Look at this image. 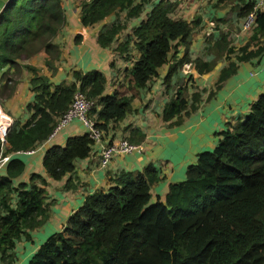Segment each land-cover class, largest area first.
<instances>
[{"label":"trees","instance_id":"trees-1","mask_svg":"<svg viewBox=\"0 0 264 264\" xmlns=\"http://www.w3.org/2000/svg\"><path fill=\"white\" fill-rule=\"evenodd\" d=\"M172 1L81 0L79 22L93 27L115 16L97 33L96 42L125 62H133L126 74L135 91L149 86L158 70L168 65L162 84L165 93L173 95L161 117L165 122L174 119L169 126H177L182 116L197 110L206 93L192 83L193 72L203 76L226 62L207 92L208 100L240 64L260 62L264 5L255 13L247 42L236 48L230 34L241 29L257 0H216L214 8L229 6L236 21L227 23V31H219L217 37L205 35L204 55L211 59L204 61L192 59L189 52L190 36L200 17L191 21L173 17L178 3ZM142 14L139 24L118 42L127 24ZM219 22L223 21L216 20L217 27ZM65 26L63 0H7L0 8V108L3 111L15 94L24 69L31 74L34 94L25 107L29 118L24 123L13 119L5 137L3 155L13 157L0 173V264L15 263L16 243L30 240L29 233L41 228L50 213L42 176L33 173L28 184H13L25 168L24 161L14 155L34 150L48 139L76 91L94 104L90 115L97 113L93 118L104 134L109 123L123 120L130 112L135 97L120 96L117 91L103 95L106 79L96 70H74L71 82L54 85L37 68L22 64L44 53V66L54 72L61 54L54 39ZM79 41L75 39L76 44ZM185 65L191 70L184 75L187 83L174 86L172 79L183 75ZM218 136L216 147L198 153L196 162L187 167L186 178L169 185L163 202H150V187L160 180L153 165L109 177L110 186L87 196L25 264H264V94ZM90 145L84 134L66 139L62 147L51 146L42 158L43 171L53 180L62 179L73 172L75 161L88 157Z\"/></svg>","mask_w":264,"mask_h":264},{"label":"crops","instance_id":"crops-1","mask_svg":"<svg viewBox=\"0 0 264 264\" xmlns=\"http://www.w3.org/2000/svg\"><path fill=\"white\" fill-rule=\"evenodd\" d=\"M7 0H0L1 5ZM81 0H63V8L66 17V26L54 39L60 45V58L55 62L56 70L49 71L43 64L45 55L37 56L22 62L38 70L40 74L49 78L54 85L63 81L71 82V72L99 71L105 79L106 85L103 95H111L117 91L120 96L131 97V110L124 119L117 123H109L104 134L102 143L91 146L87 158L74 162L72 173L65 175L60 180L49 178L42 168V158L51 146H64L66 139L86 134V129L78 121L69 123L60 130L52 139H47L39 144L31 154L19 153L25 164L23 173L13 180L17 185L25 182L31 173H39L45 179L47 202L50 205V213L54 217L60 215L58 220H63L65 215L74 213L84 202L85 198L99 189H107L110 186L109 177L116 176L121 171L141 172L148 165H153L160 180L150 187V202L164 201L169 185L183 181L186 178V169L196 162V156L202 151L212 150L219 142L218 134L226 128V124L233 122L239 117H244L250 109L251 104L257 99V95L264 92V65L253 60L238 66L237 73L228 79L223 87L214 93L213 97L206 100L207 92L213 87L217 74L225 65V61L208 74L198 75L193 72V82L198 89H205L203 101L195 112L182 116L181 123L177 126H169L170 122L163 121L161 112L173 95L166 94L163 78L167 73L168 65L158 70V77L143 90H136L130 86L127 71L131 69L132 63L125 62L113 50L102 49L96 42L97 33L100 29L115 20V16L107 17L103 22L93 27H82L79 22ZM204 0H187L177 4L173 17L192 20V15L198 12L202 15L200 25L192 31L190 36V57L192 59L202 58L204 61L211 58L204 55L205 39L198 29L207 27L206 15H210L206 9L201 7L208 5ZM216 0H213L215 2ZM191 2V3H190ZM196 6V7H195ZM150 5L147 8L150 10ZM232 14V13H230ZM214 15L212 14L211 17ZM210 17V18H211ZM144 18L142 14L139 19L127 24L126 32L131 27L137 26ZM220 18V16H219ZM232 18V17H230ZM244 20V19H243ZM242 20V22H243ZM138 23V24H137ZM213 23V22H212ZM206 25V26H205ZM219 25L224 27L223 23ZM213 35L218 36L219 31L214 26ZM250 30L244 32L240 29L232 37L231 45L236 46L238 42L246 43ZM78 38L79 43H75ZM183 48L180 47V55ZM113 63V67L110 66ZM181 74L182 71H181ZM191 74V73H190ZM183 75L174 77L172 84L179 85L187 83V77ZM31 74L22 70L16 92L4 104V112L11 119H18L24 123L29 118L25 107L33 100L34 94L30 91L29 79ZM189 84V83H188ZM196 89V88H195ZM97 111L99 106L96 107ZM96 114L91 115L96 117ZM104 132V131H103ZM127 142L139 146L140 152L134 151L130 154L116 153L112 156L106 168L100 167V152L102 148L111 143ZM13 157V155H9ZM5 165L0 168L4 172ZM69 185V189L66 186ZM61 225V224H60ZM58 226L62 228L63 225ZM61 230V229H60ZM38 245V244H37ZM24 259H29L28 256Z\"/></svg>","mask_w":264,"mask_h":264},{"label":"built area","instance_id":"built-area-1","mask_svg":"<svg viewBox=\"0 0 264 264\" xmlns=\"http://www.w3.org/2000/svg\"><path fill=\"white\" fill-rule=\"evenodd\" d=\"M263 5L264 0H257V2L253 6L252 12L249 13L242 22V31L247 32L253 27L255 21V13L259 11ZM208 25V29L205 33L206 36L212 34L214 30V24L212 22H210ZM260 62L264 65V56H262ZM182 73L184 75H189L191 73L190 65H185L182 69ZM93 107L94 104L92 103V101L88 100L85 96H83L80 91H76L73 96L71 105L66 110V112L58 118L48 138H54V136L60 130L65 128L69 123L73 121H78L86 129V134L90 139L91 146L102 143L104 139V132L98 127H96V121L90 115V112L92 111ZM11 122V119L6 114H4L0 108V168L6 165L10 158L9 155H3V152L6 148V133ZM134 151L140 152L139 146L130 144L125 140L119 141L118 143L108 144L104 146L100 152V167L102 169L106 168L110 159L116 153L130 154ZM24 153L31 154L33 153V150Z\"/></svg>","mask_w":264,"mask_h":264},{"label":"rangeland","instance_id":"rangeland-1","mask_svg":"<svg viewBox=\"0 0 264 264\" xmlns=\"http://www.w3.org/2000/svg\"><path fill=\"white\" fill-rule=\"evenodd\" d=\"M169 1H171V0H169ZM172 2H174V3H181V2H187V0H173ZM203 2H205L208 6L207 7H201L200 10L203 11L204 9H206L207 11L209 10L208 12L211 13L210 15L208 14V15H206L204 17L205 19L207 18L206 23L207 22H213L214 26L216 27V29L218 31L220 29L227 31V29H228V24L227 23H232V22H235L236 21L234 15L233 14H230L231 12H230L229 6L222 5V4H218V5H216L217 8H214V5L216 4V1L213 2V0H204ZM212 14L214 15L213 17H211ZM191 15H192V20L193 19H196L197 16H199L200 19L202 17V15L200 13H198V12H195L194 14H191ZM219 16H220V18H219ZM230 17H232V18H230ZM216 20H222L223 21L222 23L224 24V27L221 26V25H219V27H217L216 26ZM208 26L206 28L203 27L201 29H198V31H197L198 33H200V32L202 33V31H203V33H202L203 38L206 37L205 36V33H206L207 29H208ZM214 30H213V32H214ZM239 31H235L234 30L233 32H231L230 39H232L231 35L233 36L234 34H237ZM130 32L131 31H128V32L122 31L121 34H120V37H119V39L117 41L118 42L124 41L125 38H126V36L128 34H130ZM231 43H232V40H231ZM244 44L245 43H242L240 41V42H238V44H235L236 45L235 47L236 48H240ZM192 91H194V89H191V92ZM263 94H264V92L259 93L257 95V98L260 95H263ZM1 116H2V114H1ZM31 174H33V173H31ZM34 174H39V173H34ZM21 183H27L28 184L29 183V178L25 182L21 181ZM53 214L54 213H49L48 220L44 223V225L41 228L36 229L33 232H30L29 233L30 240L22 239L21 241H19V242L16 243V247L14 248V253H15L14 260H15V263H12V264H25L29 259L26 260L24 258H26L27 256H28V258H30L35 253L36 249L47 240V238H49L52 234H54L56 232H59L60 229H61V227L58 228V226L60 224L61 225H64L65 221L70 216V215L67 214V215H65V217L63 218V220H58V217H60V215H58L55 218H53L54 217Z\"/></svg>","mask_w":264,"mask_h":264},{"label":"clouds","instance_id":"clouds-1","mask_svg":"<svg viewBox=\"0 0 264 264\" xmlns=\"http://www.w3.org/2000/svg\"><path fill=\"white\" fill-rule=\"evenodd\" d=\"M4 113V112H3Z\"/></svg>","mask_w":264,"mask_h":264}]
</instances>
